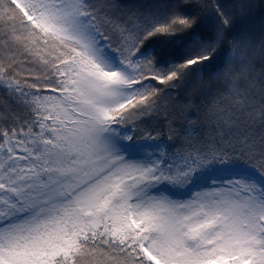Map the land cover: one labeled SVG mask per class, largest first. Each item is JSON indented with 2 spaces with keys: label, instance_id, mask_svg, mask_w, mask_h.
Here are the masks:
<instances>
[{
  "label": "snow or ice",
  "instance_id": "6c2138e0",
  "mask_svg": "<svg viewBox=\"0 0 264 264\" xmlns=\"http://www.w3.org/2000/svg\"><path fill=\"white\" fill-rule=\"evenodd\" d=\"M0 264H264V0H0Z\"/></svg>",
  "mask_w": 264,
  "mask_h": 264
}]
</instances>
